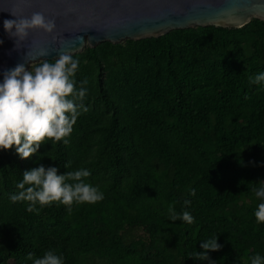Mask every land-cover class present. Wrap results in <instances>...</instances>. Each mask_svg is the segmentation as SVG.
<instances>
[{"label": "trees", "instance_id": "trees-1", "mask_svg": "<svg viewBox=\"0 0 264 264\" xmlns=\"http://www.w3.org/2000/svg\"><path fill=\"white\" fill-rule=\"evenodd\" d=\"M73 58L88 111L68 143L48 140L27 160L0 150V264H33L29 254L50 249L64 264H208L191 257L216 234L215 264L264 256L254 215L264 201L252 190L264 181V83H249L264 73V23L104 43ZM41 165L89 170L105 198L29 213L10 196ZM170 206L194 222L169 221Z\"/></svg>", "mask_w": 264, "mask_h": 264}, {"label": "clouds", "instance_id": "clouds-1", "mask_svg": "<svg viewBox=\"0 0 264 264\" xmlns=\"http://www.w3.org/2000/svg\"><path fill=\"white\" fill-rule=\"evenodd\" d=\"M3 27L15 39L17 47L18 42L27 39L30 31L42 29L52 33L56 23L42 12H35L30 17L4 20ZM46 55L48 53L43 54ZM28 62L30 60L27 58L24 63L4 71L0 82V150L15 147L16 153L25 160L35 155L48 140L67 144V137L71 135L77 118L81 112L88 111L83 103H78L83 101L87 89L83 86L76 88L77 59L62 52L52 62H31L30 67L26 68L25 63ZM249 83H264V73L250 76ZM70 166V162L64 164L66 169ZM58 173L57 167L45 168L43 165L24 172L16 185L18 191L10 196L11 201L27 203L29 213L38 214V206L43 208L54 203L66 206L71 213L73 205L96 204L105 198L98 186L87 181L91 175L89 170L81 168ZM252 190L257 198L264 201V181ZM195 194V189H192L190 195ZM184 204L190 206L191 201L185 200ZM254 215L257 223H264V202L258 204ZM168 219L189 225L194 222L189 211L177 212L173 206L168 208ZM221 247L218 235H213L201 242L202 251L194 252L191 258L215 264L208 253L220 251ZM27 259L32 260L33 264H64V258L51 249L38 258L29 254ZM250 264H264V256H252Z\"/></svg>", "mask_w": 264, "mask_h": 264}, {"label": "water", "instance_id": "water-1", "mask_svg": "<svg viewBox=\"0 0 264 264\" xmlns=\"http://www.w3.org/2000/svg\"><path fill=\"white\" fill-rule=\"evenodd\" d=\"M35 12L55 20V30H32L16 47L4 20ZM252 20L264 23V0H0V82L4 71L27 58L29 68L31 62L55 61L62 52L73 57L104 43L158 39L196 28L239 30Z\"/></svg>", "mask_w": 264, "mask_h": 264}, {"label": "rangeland", "instance_id": "rangeland-1", "mask_svg": "<svg viewBox=\"0 0 264 264\" xmlns=\"http://www.w3.org/2000/svg\"><path fill=\"white\" fill-rule=\"evenodd\" d=\"M83 52H84V51H83ZM83 52H82V53H83Z\"/></svg>", "mask_w": 264, "mask_h": 264}]
</instances>
